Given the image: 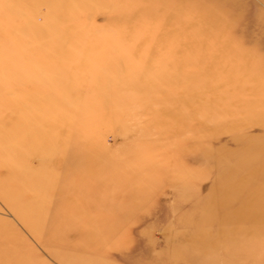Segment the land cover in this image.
<instances>
[{
	"label": "rangeland",
	"instance_id": "374dc122",
	"mask_svg": "<svg viewBox=\"0 0 264 264\" xmlns=\"http://www.w3.org/2000/svg\"><path fill=\"white\" fill-rule=\"evenodd\" d=\"M0 264H264V0H0Z\"/></svg>",
	"mask_w": 264,
	"mask_h": 264
}]
</instances>
